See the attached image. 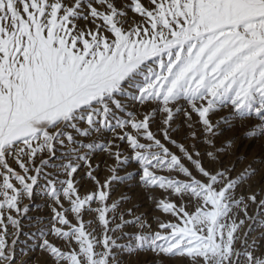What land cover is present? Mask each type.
Wrapping results in <instances>:
<instances>
[{
	"label": "snow or ice",
	"instance_id": "6c2138e0",
	"mask_svg": "<svg viewBox=\"0 0 264 264\" xmlns=\"http://www.w3.org/2000/svg\"><path fill=\"white\" fill-rule=\"evenodd\" d=\"M118 2L0 0V168L7 173L0 172V264H14L6 239L9 225L14 229L13 246L20 235V221L8 215L5 224L4 211L17 216L27 213L28 208L19 205L25 197L31 200L40 180L45 181V195L62 209L51 208L50 234L65 243L74 242L78 248L66 253L44 238L40 250L53 264H119L112 255L114 249L128 253L150 249L166 258H187L190 264H264V253L254 254L255 240L249 244L247 232L243 239L238 235L245 220L237 223L236 219L238 213H243L246 220L254 219L247 214L244 197L237 198L235 193L238 184L254 173L245 170L231 179L227 175L231 168L207 171L178 146L205 182L196 180L180 159L154 138L149 130L151 114H145L142 121L131 114L128 119L118 115L126 111L120 99L130 96L125 91L127 86L138 93L134 97L138 104L160 106L158 110L165 114V140L174 115L183 110L176 108L174 112L171 106L180 101H186L199 117L206 137L220 135L209 116L223 106H231L237 118L259 120L246 138L264 135V0H147V8L141 0H131L121 8H117ZM127 10L139 20L129 19ZM81 21L84 27H80ZM185 116L191 121L188 112ZM220 123L229 120L225 117L217 125ZM78 124L87 127L82 130ZM113 128L123 133L114 139L127 141L131 159L142 171L143 186L181 199L189 197L198 204L195 213L189 215L167 199L158 202V210L175 217L179 224H160L161 231L169 230L168 235L127 236L135 247L131 243L118 245L108 235L126 225L145 227L141 217L126 221L123 216L119 225L109 227V214L115 213L122 202L107 204L109 188L126 179L116 173L129 158L110 151L118 149V144L104 146L102 150L112 157L115 167L109 168L111 177L101 184L93 175L88 156L75 151L91 152L98 147L95 142L78 144L75 136L86 139L92 133ZM129 128L135 135L125 131ZM191 138L196 139L195 135ZM140 139L151 143L146 147ZM57 143L69 149L62 155L76 161L75 165L60 164L63 172L55 174L43 171L47 160L38 167L26 166L25 157L27 165H35L38 155L46 152L54 156ZM204 143L214 147L211 140ZM225 147H231V143ZM194 155L199 157L200 153ZM207 156L211 162L217 159L216 151H209ZM8 157L15 160L23 175L8 167ZM80 162L88 169L86 179L97 187L95 193L83 197L74 182ZM156 172H177L189 182ZM59 175L67 179H58ZM257 195L248 200L256 204ZM61 197L68 208H64ZM93 204L98 207L93 208ZM261 208L264 200L257 210ZM69 212L76 226L66 218ZM92 213L95 220L85 224L83 215ZM93 223L103 229L102 238L97 239L94 230H88ZM260 226L264 228V223ZM39 231L44 237V230ZM237 242L240 250L235 248ZM98 246L103 251L97 252Z\"/></svg>",
	"mask_w": 264,
	"mask_h": 264
},
{
	"label": "bare ground",
	"instance_id": "6f19581e",
	"mask_svg": "<svg viewBox=\"0 0 264 264\" xmlns=\"http://www.w3.org/2000/svg\"><path fill=\"white\" fill-rule=\"evenodd\" d=\"M143 4L147 3V0H141ZM131 0H119L117 3V8H121L124 4L130 5ZM129 19H137L134 14L127 10ZM80 27H84V22H80ZM125 106L126 111L120 115L121 119H128V114L135 117L137 121H142L145 114H151L152 118L150 119L149 130L154 135V138L159 141L164 148L168 150L169 153L176 155L180 159L181 164L189 171L188 166L192 165L187 159L184 158V154L180 152L178 146H183L188 155L192 156L193 161L204 160L207 165V169L210 172L215 173L217 170L226 171L227 169H233L231 172H228L227 175L231 179H236L245 170H248L254 175L246 179V181L240 182L235 190L236 197L239 198L243 196L245 203L247 204V214L249 217L254 219L249 221L246 220L243 213H238L236 216L237 223L240 220H245V224L239 230V233H242L244 230L253 233V241L255 240L257 244V250H262L264 253V228L260 225L264 223V208L258 209L259 202L264 198V135L260 140V144H257L259 137L255 138H246V134L255 128L259 123L250 122L247 125H244L243 120L237 118L233 109L231 107L220 108V110L212 113L209 116L211 124L214 126L217 132L220 133L216 137H206L203 131L194 132L193 129L189 127L190 121L186 118L185 112H188L189 115H192L194 112L191 111V108L186 101H181L177 105L171 106L175 112L176 108H182L178 114L174 115L171 126L168 129V139L164 138V125L163 120L165 119V114L159 111V105L156 103H150L146 105H140L137 102H134L130 99H125L121 101ZM141 114H144L141 115ZM225 117L228 118L229 123H220L217 125L218 121L223 120ZM139 118L141 120H139ZM87 127V126H86ZM85 127V128H86ZM84 128H82L83 130ZM127 131V129L125 130ZM123 133L116 128H113L111 131H105L101 133H92L86 139L83 137L75 136V139L78 144H93L95 142L98 147L92 149L91 152H86L85 150L77 148L75 151L78 155H87L88 161L92 165L94 177L96 180L100 181L101 184L106 182L110 177L111 173L109 172L110 167H115V161L108 154V152L103 151L102 148L107 144H118V149L113 147L110 149L111 152L119 151L121 153V158L128 157L129 162L127 165L123 166L119 171H117V177H125L126 179L123 182L117 181L110 185L109 192L110 198L107 201V204L110 206L117 201H122L118 204L117 211L115 213H110L108 218L112 220V223L109 225L110 228H115L120 224V217L123 216L124 220H134L136 217L142 218V223L145 224L144 228H138L132 225H126L121 228L120 231L115 233L109 231L108 235L117 242L118 245H128L132 244L135 247V242L130 241L127 236L135 235H144V236H153L157 232L161 235H165L163 231L160 230L159 225V213L158 202L162 199V190L156 188H147L141 184L142 171L137 162L133 161L131 157L133 153L129 148L127 141L120 142L114 137H119ZM132 135H135L133 132ZM195 135L196 139L193 140L191 137ZM262 136V135H260ZM209 138L214 145V149L207 148L204 141ZM141 144H144L146 147L150 145L151 142L140 139ZM175 142V146L173 144ZM230 142L231 147H225V145ZM219 150V151H217ZM67 147L61 148L59 152L54 154V156L49 157L47 160L48 168L44 172L55 174L56 172H63V169L59 168L60 164H67L69 162L76 164V161L65 158L62 154L68 152ZM209 151H216L217 159L215 162H211L207 156ZM194 152H199L200 156L197 157L194 155ZM87 168L83 166V162L79 164V171L75 174L74 182L76 188L79 192H84L91 190V188H96L94 182L86 179ZM190 172V171H189ZM131 174V175H129ZM156 175L163 176L166 178H175L181 182H189L185 177L179 178V173L177 172H156ZM192 177L196 179L198 175L191 174ZM58 179H67L66 175H59ZM197 180V179H196ZM59 188L60 185H57ZM257 195V203L252 204L248 200V197L251 195ZM123 198V199H122ZM63 200V197H61ZM64 201V200H63ZM64 208H68L69 204L64 201ZM131 211V215L127 213ZM85 222L88 224L89 221H94V217L91 214H84ZM113 217H115L113 219ZM21 225H23V236L19 239L22 244V250H24V255L14 264H24V261H27L28 264H53V261L50 259L46 252H42L40 247L33 248L31 239L36 233H40V229L44 231L51 225L52 216L50 212L43 209L42 212H34L26 214L22 219ZM249 229V230H247ZM89 231L94 230V235L97 239H100L101 233L99 229L96 228L94 223ZM127 234V235H126ZM29 236L32 238L29 239ZM56 245L55 243H52ZM57 246V245H56ZM25 247V248H24ZM61 251H66V249L57 246ZM99 252V251H97ZM133 253H140L141 260L139 264H157L158 258L153 253H147L145 250L132 251L130 253L123 252L119 249H114L112 255L115 256L116 261L119 264H132L129 260V256ZM261 253V252H260ZM260 253H258L260 255ZM257 255V254H255ZM258 255V256H259ZM169 263L174 264L179 257L167 258ZM112 264V262H110Z\"/></svg>",
	"mask_w": 264,
	"mask_h": 264
},
{
	"label": "rangeland",
	"instance_id": "374dc122",
	"mask_svg": "<svg viewBox=\"0 0 264 264\" xmlns=\"http://www.w3.org/2000/svg\"><path fill=\"white\" fill-rule=\"evenodd\" d=\"M144 6H145L146 8L149 7L148 3H145ZM154 66H155V65H153V67H154ZM125 91H126V92H130L131 94H130V96H129L128 98H123V97H122V98L120 99V102L123 101V100H125V99H130V100L136 102V99H135L134 97L137 96L138 93H136V92L133 91V90L128 89L127 86H125ZM180 102H181V101H180ZM186 103H187V102H186ZM199 103H200V102L197 103V106H198V107H199ZM205 106H206V104H205ZM225 107H231V106H223V107H221V108H225ZM141 115L144 116V114H141ZM239 119H242V120H243V122H244L243 124H244V125H247V124L250 123V122H258V123H259V120L255 119V118H239ZM139 120H141V119L139 118ZM190 124L192 125L191 129H193L194 132H197V131H203V130H204V129H203V125H201V124L199 123V117L196 115V113H193V114L191 115V121H190ZM77 126L80 127L81 129L86 127V125H82V124H78ZM127 131H128L130 134H133V132H132V130H131L130 128L127 129ZM68 132H69V134H72V135L75 136V134L72 133L70 129L68 130ZM258 137H259V140H257V144H260V141H261L260 139L263 138V135H262V136H258ZM258 137H257V138H258ZM207 140H210V139L207 138ZM206 146H207V148H209L207 144H206ZM61 148H62V147L60 146V144L57 143V144H56L55 154H56V152L58 153L59 150H60ZM209 149L212 150V149H214V147H213V148H209ZM49 157H50V156L45 152V153H43L42 155H38V156H37V158H36V160H35V165H27V158H26V157H25V159H24V162L26 163V166H28V167H30V168H32V167H38V166L40 165V163H41L42 160H47ZM47 161H48V160H47ZM6 162H7V164H8V167L12 168V169H13L15 172H17L18 174L23 175V172H21V170L19 169L18 165L15 163V160H14L12 157H8ZM199 162L202 164V166L204 167L205 170L210 171V170L207 169V165H206V163L204 162V160H203V161L200 160ZM46 168H48V166H46V167L43 169V171L46 170ZM188 169H189V171H190L191 174L193 173L194 175H198V176L196 177L197 180H200L201 182H205V181H203V178L201 177V175L199 174V172L195 169V167L193 166V164H192L191 166L189 165V166H188ZM0 172H4V170H3L2 168H0ZM4 174H7V173L4 172ZM34 174H35L34 172H29V175H34ZM178 177H179V178H183V179L185 178V177H183V176L180 175V174L178 175ZM11 182L13 183V185H14L15 187L19 188V185L16 184L14 180L11 181ZM0 183H2V177H0ZM44 185H45V181H44V180H40V181H39V186H38L37 188L34 189V193H33V196H32V198H31V200H29V199L26 198V197L22 199V201H21L19 207H20L21 209H23L24 207H27V208H28V212L25 213L24 215L17 216L16 213H14V212H10V211H8V210H5V211H4V217H5L4 223H5V224H7V216H8V215H12L14 219H18V220L20 221V235H19V237H18V241H17L16 245L13 246L12 243H11L12 239L14 238L13 235H12L14 229H12V227H11L10 225H9V227H8V236H7V238H6V239H7V243H8L9 247L11 248V250H12V252H13V259H14V262L17 261L16 259H20V257H22V256L24 255V253H25L24 250H22V244H21V242L19 241V239L21 238V236H23V233H24V232H23L24 227H23V225H21V223H22V221H23V220H22L23 217H24L26 214H30V213H34V212H42L43 209L46 210V211H48V212H50V215L52 216L51 208H52V207H57V206H56V205H55V204H54V203H53V202H52V201H51V200L45 195L44 190H43V189H44ZM96 191H97L96 188H91L90 191L87 190V191H84V192H79V195H80L81 197H83V196H85V195H87V194L95 193ZM161 194H162V196H161V197H162L161 201L167 199L168 202L175 204V205L177 206V208L183 207V208H184V211H185L187 214H189V215L194 214L195 211L197 210V206H198L197 202H196L195 200L190 199L189 197H184L183 199H181V198H179V197L172 196L170 193H165V192H163V191H162ZM263 200H264V198H263ZM62 201H63V200L61 199V202H62ZM63 202H64V201H63ZM63 205H64V204H63ZM92 207H93V208H96V207H98V205L93 204ZM61 210H62V209H60L59 207H57V211H61ZM91 215H92V217H94V220H95V213H92ZM66 218L69 220L70 224H72L73 226H76V220H75V217L73 216L72 213H70V212L67 213ZM82 218H83L84 223L86 224V222H85V217H82ZM158 218H159V222H160L161 224H162V223H164V224H167V223H171V224H179V221H178L175 217L171 216L170 214H165V213H163V212H161V211H160V213H159ZM94 225L96 226V228L99 229V232L101 233V236H100V237L102 238L103 229L98 225V223H94ZM52 226H53V225H52V223H51V225L47 228V230L44 231V233H45V236H44V237H41L40 233H36V234L33 236V238L31 239V241H32V245H33L32 247H33V248L38 247V246L40 245V243H42L43 239H44V238H47V239L49 240V242H51V243H55L57 246H60V247H62V248H64V249H66V251H68V252H71V251H73V250H78V248H77V246L75 245L74 242H73V243H70V244H69V243H65V242H63V241L57 239L56 237L52 236V235L50 234V231H49L50 228H51ZM55 226H56V227H59V225H55ZM63 230L67 231L68 228H64ZM247 230H249V229H247ZM163 232L165 233V235H168V234H169V230H164ZM245 232L248 233V235H247V237H246V240H247V242H248L249 244H251V243L253 242V233H252V232H248V231H245V230H244L242 233L239 234V236L243 239V238H244V233H245ZM24 248H25V247H24ZM235 248H236L237 250H240L241 245H240L239 242L236 243ZM96 251H99V252L103 251L102 246H98V247L96 248ZM145 252H147V253H153V254L158 258V261H159V262H158L157 264H168V263H169V261H168V259H167L166 257H163L162 255H157L155 252L151 251L150 249H149V250H145ZM260 252H261V253H260ZM258 253L262 254L263 251H262V250H260V251H255L254 254H257V256H258V255H259ZM141 256H142V255H141L140 253H133V254H131V255L129 256V260H130V262H131L132 264H139V263H140V260H141ZM174 264H190V262H189V260H188L187 258H180V257H179V259H178Z\"/></svg>",
	"mask_w": 264,
	"mask_h": 264
}]
</instances>
